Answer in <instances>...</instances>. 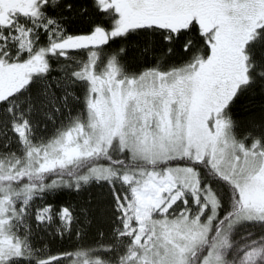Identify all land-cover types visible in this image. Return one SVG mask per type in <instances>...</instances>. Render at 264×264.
I'll return each mask as SVG.
<instances>
[{
	"label": "snow or ice",
	"instance_id": "1",
	"mask_svg": "<svg viewBox=\"0 0 264 264\" xmlns=\"http://www.w3.org/2000/svg\"><path fill=\"white\" fill-rule=\"evenodd\" d=\"M0 264H264V0H0Z\"/></svg>",
	"mask_w": 264,
	"mask_h": 264
},
{
	"label": "trees",
	"instance_id": "2",
	"mask_svg": "<svg viewBox=\"0 0 264 264\" xmlns=\"http://www.w3.org/2000/svg\"><path fill=\"white\" fill-rule=\"evenodd\" d=\"M64 201H72L73 200V197L71 196H66L63 198ZM95 229H92L90 235L88 236L87 238V241L86 242H93L94 239H95ZM79 243V241H76L75 238L71 239V240H64V241H57L54 246H53V250H60V249H64V250H71L73 248V246L75 244Z\"/></svg>",
	"mask_w": 264,
	"mask_h": 264
}]
</instances>
